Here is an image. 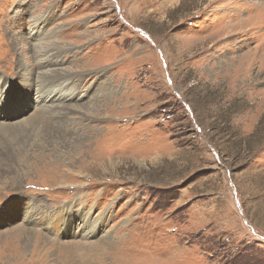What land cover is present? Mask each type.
I'll return each instance as SVG.
<instances>
[{
    "label": "rangeland",
    "instance_id": "1",
    "mask_svg": "<svg viewBox=\"0 0 264 264\" xmlns=\"http://www.w3.org/2000/svg\"><path fill=\"white\" fill-rule=\"evenodd\" d=\"M0 105V264H264V0H0Z\"/></svg>",
    "mask_w": 264,
    "mask_h": 264
},
{
    "label": "crops",
    "instance_id": "2",
    "mask_svg": "<svg viewBox=\"0 0 264 264\" xmlns=\"http://www.w3.org/2000/svg\"><path fill=\"white\" fill-rule=\"evenodd\" d=\"M158 152H159V151L157 150V151L155 152L156 154H155V153H153V154H148L147 156H152V157H153L154 155L159 154ZM149 159H151V158H149Z\"/></svg>",
    "mask_w": 264,
    "mask_h": 264
},
{
    "label": "bare ground",
    "instance_id": "3",
    "mask_svg": "<svg viewBox=\"0 0 264 264\" xmlns=\"http://www.w3.org/2000/svg\"><path fill=\"white\" fill-rule=\"evenodd\" d=\"M44 81H45V80H44ZM44 92H45V91H44ZM42 94H43V93H42ZM42 94H41V95H42ZM47 96H48V95H47ZM46 98H47V97H46ZM36 103H37V102H36ZM34 105H35V104H34ZM0 107H1V105H0ZM8 107H9V106H8ZM18 107H19V106H18ZM25 112H26V111H25Z\"/></svg>",
    "mask_w": 264,
    "mask_h": 264
}]
</instances>
